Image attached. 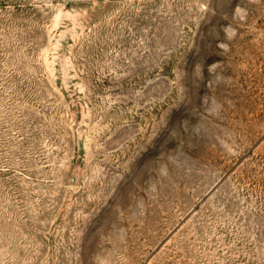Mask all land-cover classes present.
<instances>
[{
	"label": "rangeland",
	"instance_id": "rangeland-1",
	"mask_svg": "<svg viewBox=\"0 0 264 264\" xmlns=\"http://www.w3.org/2000/svg\"><path fill=\"white\" fill-rule=\"evenodd\" d=\"M0 264H264V0H0Z\"/></svg>",
	"mask_w": 264,
	"mask_h": 264
}]
</instances>
